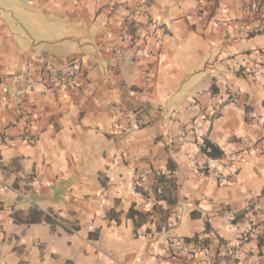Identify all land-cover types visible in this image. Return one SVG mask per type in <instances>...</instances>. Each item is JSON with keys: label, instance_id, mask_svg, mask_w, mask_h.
<instances>
[{"label": "crops", "instance_id": "0c3cea01", "mask_svg": "<svg viewBox=\"0 0 264 264\" xmlns=\"http://www.w3.org/2000/svg\"><path fill=\"white\" fill-rule=\"evenodd\" d=\"M108 2L0 0V264H204L166 259V233L196 236L214 264H264V9ZM148 16L160 28L130 43ZM69 69L71 90L51 85ZM205 139L224 155L253 148L218 183L190 167L221 166Z\"/></svg>", "mask_w": 264, "mask_h": 264}, {"label": "built area", "instance_id": "2783aa9c", "mask_svg": "<svg viewBox=\"0 0 264 264\" xmlns=\"http://www.w3.org/2000/svg\"><path fill=\"white\" fill-rule=\"evenodd\" d=\"M202 3H205L210 0H200ZM244 6L248 10L252 11H258L261 8L264 9V1L259 2H251V0H243ZM145 3V0H139L138 2V8L142 7V5ZM116 4V0H109L108 5L110 7H113ZM136 8V7H135ZM136 8V9H138ZM134 8H126L124 10L123 16L120 20V26L128 28L132 22L134 21V14L135 10ZM146 26L148 27V31H142V30H136L127 32L126 39L130 43L138 44L142 41H144L146 38H149V35L152 33H155L156 30H158L161 26L160 22L154 18L153 16H148L147 21L145 22ZM19 76L17 74H14V80H16ZM144 78L147 80L149 78V72L145 73ZM77 81L76 73L73 69H69L67 73L59 80L53 81L51 83L52 86H62L66 90H71ZM3 93H5L4 89L0 87V106L3 103ZM184 110H189L188 107L183 108ZM221 104L220 102H217L213 104L208 112L206 114L201 115V119L207 120L208 122L213 121L220 113ZM182 110V109H181ZM180 109L174 110L173 113L177 114L181 111ZM137 116V115H136ZM127 116L126 119L121 120L118 122L115 127L117 129V133L119 135H122L123 133L127 132L130 124L139 125V118L138 116ZM256 124L255 128L256 130H259L261 127V122L259 117H254ZM195 129V128H193ZM198 149L205 154L207 157V162H211V158L207 156L205 152L202 151V148H205L204 140H201L198 143ZM252 145H249L245 140L240 141V145L238 148L234 150V152L230 154H222L219 158L221 159V166L218 169H213L212 171L209 170L208 164L201 165L200 167H196L193 164L190 165L191 168H194L196 172L199 175H207L211 174L213 175L214 179L221 183L226 179V173L231 170V167L233 164L238 163L246 153H248L252 149ZM210 149L208 148L207 151ZM180 214L178 211L174 213L175 219L179 218ZM248 233L241 234L238 237L239 241H246L249 238ZM235 245H230V247H223L227 252H231L234 249ZM164 257L168 260H177L181 258V256H186L189 259L199 258L203 257L202 262L204 264H214L216 260H218V257L221 256V254L215 253L213 255H209V249L206 244L202 242V240H192V241H186L174 238L170 233L165 234L164 239V250H163Z\"/></svg>", "mask_w": 264, "mask_h": 264}, {"label": "trees", "instance_id": "16d2710c", "mask_svg": "<svg viewBox=\"0 0 264 264\" xmlns=\"http://www.w3.org/2000/svg\"><path fill=\"white\" fill-rule=\"evenodd\" d=\"M212 89H213V91H215L214 87H212ZM204 143H205V148H202V151L205 152L208 157L215 159V158L220 157L223 154L214 144L210 143L208 140L205 139ZM208 148L210 149L209 151H207ZM172 171H173V169L170 168V173H172ZM161 177H163V175H161ZM169 181H171V179ZM171 183H172V181H171ZM32 220L36 221V218L32 219ZM32 220H30V221H32ZM46 220H50V218L47 216ZM28 222H29V220H28ZM193 239L196 240V236H194ZM186 240H189V239H186ZM262 242H264V238L259 239V243H262Z\"/></svg>", "mask_w": 264, "mask_h": 264}]
</instances>
